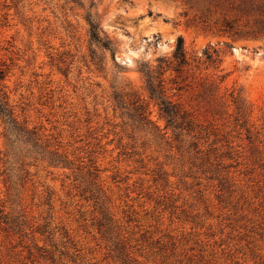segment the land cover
I'll return each mask as SVG.
<instances>
[{
  "label": "rangeland",
  "instance_id": "374dc122",
  "mask_svg": "<svg viewBox=\"0 0 264 264\" xmlns=\"http://www.w3.org/2000/svg\"><path fill=\"white\" fill-rule=\"evenodd\" d=\"M0 71V264H264V0H0Z\"/></svg>",
  "mask_w": 264,
  "mask_h": 264
},
{
  "label": "trees",
  "instance_id": "16d2710c",
  "mask_svg": "<svg viewBox=\"0 0 264 264\" xmlns=\"http://www.w3.org/2000/svg\"><path fill=\"white\" fill-rule=\"evenodd\" d=\"M86 20L89 25L90 40L100 44L102 47L112 49V42L107 38L100 36L101 28L99 22L92 16L91 13H87ZM157 65L151 66L149 64H141L138 71L142 74L144 80V89L148 94L150 100H154L158 106L160 115L166 119L167 125H173L175 118L179 114V111L171 106L170 100L165 97V90L163 86L162 74L171 69L175 72L181 70V67L187 63L185 51L183 48V41L181 37L176 39L175 47L172 52V58L169 60L164 57L157 58ZM3 77L2 71H0V79ZM0 117L5 124V130H15L17 116L14 114V110L8 104V96L5 92L0 91ZM55 154V153H53ZM55 161L54 159L51 162Z\"/></svg>",
  "mask_w": 264,
  "mask_h": 264
}]
</instances>
